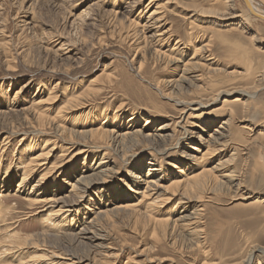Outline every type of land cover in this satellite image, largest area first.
I'll return each mask as SVG.
<instances>
[{"label": "rangeland", "instance_id": "rangeland-1", "mask_svg": "<svg viewBox=\"0 0 264 264\" xmlns=\"http://www.w3.org/2000/svg\"><path fill=\"white\" fill-rule=\"evenodd\" d=\"M148 1H142L127 15L124 13L125 3L117 10L118 13L112 14L111 7L107 5L100 8L98 0H0V205L2 209L5 205L10 207L8 214L5 210L1 211L6 222L0 224V238L14 233L37 244L29 243V249L22 248L17 253L8 252L6 255L1 253L3 247L0 246V264H18L20 260L21 264H55L66 261L64 259L72 255H79L77 258L81 259V264H264V254L258 250L264 249V203L255 202L256 198L264 197V173L258 165L264 147V90H258L252 99L245 97L243 101L234 103L239 97L238 89L246 86L243 84L248 80L246 77H237L230 81L225 75L233 71L242 72L249 67L250 64L246 66L240 59L243 54L247 55L248 60L253 59L252 65L258 64L259 56L264 51V26L250 23L248 29L251 32L246 33L236 27V21L224 20L220 14L225 10L226 0H152L138 21L135 17L139 10H145ZM233 5L235 10L242 11L241 0H234ZM154 10L160 16L163 14V28H170L171 40L164 45L162 52L166 51L167 46L174 47V43L179 41L175 50L177 53L173 52L176 62L178 58V62L190 60L194 46L199 48L206 45L205 56L208 54L214 60L209 67L219 68V72L211 75L205 67L201 69L199 66L187 65L191 75L201 73L206 76L202 77L201 82L204 83L201 84L204 85L201 90L188 89L182 83L172 90L167 85L171 79L181 76V70H173L165 56L157 59L152 55L151 44L149 47L148 43L144 44L142 37L153 32L145 34L136 23H144L150 11ZM193 12L197 14L189 16ZM236 46L240 52L234 50ZM179 49L182 54L178 52ZM199 62L205 65L210 63L206 60ZM195 69L201 72H194ZM27 83V88H22ZM17 91H21V94L14 99ZM196 96L204 100L201 102L206 104L205 107L188 120V113L184 112L183 122L179 124L181 106L176 102L199 100ZM33 100L38 104L32 105ZM36 107L45 110L43 121L37 120ZM59 110L63 117L60 115V119H55ZM252 112L253 115L250 114ZM229 114L235 119L228 131L232 148L207 157L202 165L211 169L217 166L219 160L222 163L232 155L234 161L226 170H235L242 183L236 191L227 189L224 193L210 194L204 198V209L200 212V226L204 232V244L201 247H194L191 242L188 244V240L185 243L181 239L183 234L179 232L175 234L178 243L174 246L169 245L167 233H163L165 236L162 232L152 235L143 214L145 206L138 203L139 198L133 201L137 211L113 212L110 217H103V221L97 218L98 234L103 235V240L95 243L102 242L96 247L89 240L79 239L82 235H77V230L62 229L58 231L60 233H55L57 235L54 232L52 235V230H47L53 220H47L49 212L44 210L46 205L40 203L30 206L25 200L32 186L43 175H47L42 180L47 181L50 191L53 190V184L62 189L61 195H67L69 188L64 181H69L70 175L78 177L87 167L94 166L103 152L106 153L103 162L110 164L112 172L106 178L108 183L102 192L96 191V199L93 197L94 190L91 192V198L98 201L95 202L97 205L92 203L93 206L100 207L99 203L107 200L114 203L109 191L113 194L125 191L126 195H131L130 189L135 190L138 186L133 184L128 175L134 172L145 176L148 163L161 165L162 175L165 178L167 176V179L177 172L172 166L186 173L197 172L201 164H190L185 155L194 152L188 147L202 148L184 131L200 132L190 125L202 117V123L207 128H202L203 132L200 133L207 136ZM115 115L119 116L117 120L122 119L121 129L140 127L147 118L153 121L152 129L172 120L174 124L169 130L171 137L166 143L170 149L160 155L145 148L139 138L136 141L141 144L126 141L123 145H109L77 132L88 130L90 126L96 128V125L113 128L111 125ZM133 117H136L137 125L136 122H129ZM186 120L187 124L183 125ZM56 123L62 127L56 130ZM242 123L256 128L252 132L242 130ZM46 140L51 144L49 149L54 147L49 157L40 167H34V172L31 171L33 173L23 183L22 190L15 193L29 158L41 153ZM84 145L90 147L92 153L78 155L76 159L70 160ZM244 148L246 151H243ZM134 164L140 171L132 167ZM218 167L215 174L224 182L221 174L227 173H219L225 168ZM162 184L164 187L168 185ZM81 218L80 215L78 219ZM4 225H9V228ZM251 251L252 256L249 255ZM51 254L60 255L61 258L52 259Z\"/></svg>", "mask_w": 264, "mask_h": 264}, {"label": "bare ground", "instance_id": "bare-ground-1", "mask_svg": "<svg viewBox=\"0 0 264 264\" xmlns=\"http://www.w3.org/2000/svg\"><path fill=\"white\" fill-rule=\"evenodd\" d=\"M142 1H144V0H127V2H125V1L122 2L121 0L120 1L119 0H117V1L116 0H98L97 3L100 5V8L107 6V5L110 6L112 9L111 11L113 12L112 14L118 13L117 10L119 8H121V5L123 3H125L126 4V6H125L126 10L124 11V13L128 15L134 9H136L135 7L139 6V4ZM233 1L234 0H226L225 6H224L225 10L222 11L221 14L219 13L221 16L224 17V20L236 21V27L240 28L242 31L244 30V32H246V33L251 32V30L248 29V24H250V23H253V24H259L260 23V24H263V26H264V0H241V2L243 4V9L241 12H238L237 10H235L234 5H233ZM151 2H152V0L148 1V3L145 6V10H143V11L139 10L138 11L135 19H138V21H139V19L143 16L142 13L146 12V8L149 6V4ZM155 9L157 10L158 6H156ZM156 10L150 11V13L147 16V19L144 23L141 24L139 22H136V21L135 22L138 25H140L141 31L145 32V34H148L147 32H153L149 36H143L142 37L144 40V44L148 43V47L151 44L150 47H151V51H152L151 53H153L152 55H155V58L157 57V59H161L163 56H165L167 58L166 60L168 61L167 63H169L173 66L172 67L173 70H175V71L177 69L179 71L181 70V76H179L178 79H171L170 81L167 82V85L169 84V87L172 90H173V88L175 89L176 87L181 86V83L183 85H185V87H188V89H189V87H191V89L193 88L195 90H201L203 87L202 85H204V84H201L203 82V81L201 82V80H202V77H204L203 76L204 74L202 75L201 73H198L197 75H191V72L189 71V68H188L190 66V64H192L193 66H196V67L199 66L201 69L203 67L207 68L206 71L209 72L208 74L211 73V75L217 74L219 72V68H210L211 62L213 63L214 60L212 58H209L208 54H207V56H205L207 48H206V45L204 43H203L204 45L203 46L201 45L199 48H196L195 46L192 48L193 55L190 58V60H188L186 62H184L183 60L182 61L179 60V62H178L179 58L177 59V62H176V60H174L173 55H175V54L173 52H175V50L178 48V47L176 48V46H177V44L179 45V41H176V43H174L175 44L174 47L167 46L166 51L162 52V49H164V45H167L169 40H171L170 39L171 34L169 32L170 28L165 30L166 27L163 28V24H161L164 21L162 19L163 14L161 16L158 15ZM158 12H160V9ZM82 14L84 15L83 12H82ZM196 14H197V12H193L192 15H189V16L192 17V16H195ZM120 15L122 17V14H120ZM79 16H80V14H79ZM114 18H117V17H114ZM123 18H124V15H123ZM124 20L126 21V19H124ZM120 22L118 21L119 24H121ZM133 22L130 21V23H133ZM123 23H124V21H123ZM190 24H192V21H190ZM122 25H124V24H122ZM118 27H119V25H118ZM125 27L127 28V24L125 25ZM122 28H120V29H122ZM123 30H124V28H123ZM191 39H192V37H191ZM188 42H189L188 44H190V40ZM246 46H245V48H246ZM234 50L238 52L239 47L236 46ZM178 52H180L181 54L183 53V52H181V49H179ZM151 53H149V54H151ZM175 53H177V52H175ZM201 54H202V56H201ZM196 56H198L199 58H197ZM246 56L247 55L243 54L240 57V59L243 60V62L245 63L246 66L248 64H250V65H248L249 67L245 66L246 68L243 69L242 72H240V71L234 72L233 71V72H229V73L225 74V75H227V77H229L231 79L230 81H232V80L234 81L237 77H240V78L246 77V79L248 80L247 83L243 84L246 86H243V88H241V90L238 89L239 91L237 93H238L239 97L237 99L234 98L235 99L233 101L234 103L235 102L238 103V102L243 101V98H245V97L252 99V98H254V95L258 90H260V91L264 90V51L259 56L260 58L257 61V63H258L257 65H252L253 59L248 60V57L246 58ZM165 57H163V58H165ZM249 57H251V56H249ZM201 60L202 61L206 60V62H210V63L208 65H205L203 62H201L204 64L203 65L199 62ZM143 61H145V60L143 59ZM155 61H156V59H155ZM254 61L256 62V60H254ZM179 63L181 65H178ZM188 64H189V66H187ZM254 64H256V63H254ZM213 66H214V64H213ZM253 66L254 67L256 66V67L254 68ZM190 67H192V66H190ZM199 71L200 70L195 69L194 72H199ZM176 73H178V72H176ZM203 73H205V71ZM28 84L29 83L24 84V85L22 84L23 85L22 88H27ZM244 87H245V89H244ZM178 89L180 90V88H178ZM204 90H205V88H204ZM192 92H194V91H192ZM223 92H225V91H223ZM51 93H52V91H51ZM20 94H21V91H17L14 95V99H17V97ZM53 96H56V95H53ZM81 96H83V95H81ZM196 97L199 98V96H196ZM71 98H69L68 100H71ZM75 98H77V96ZM55 99H56V97H55ZM49 100L50 99H48V102H50ZM201 101H204V100H202L200 97L199 100L196 99V100H192V101H181V102L177 101L176 102L177 105L181 106V110H180L181 113L178 117L179 124H182V122H183L184 112L188 113V117H187V120H188V118L189 117L191 118V116H193L195 114V112H200L201 110H203V107H205L206 104L201 102ZM45 102H46V100L43 101L42 103H45ZM18 103L19 102H17V104ZM34 104L36 105L38 103H36L33 100L32 105H34ZM49 104H51V103H49ZM243 104H244V102H243ZM65 105H64V108L67 107V105L66 106ZM248 105H246V106H248ZM68 106H70V104ZM80 108H81V105H80ZM244 108H245V106H244ZM36 109H37L36 110L37 111L36 112L37 113V120L43 121V118H44L43 116H46V114H44L45 110H42V108H40V107H38V108L36 107ZM60 113H61V111L59 110L56 113V115L54 116V118L57 119L61 115ZM250 114L253 115V112ZM25 117H26V115H25ZM118 118H119V116H117V115H115L113 117V125H111V127H113V128H110V129L109 128H103L102 125L101 126L96 125V128H93L90 126L88 128V130H82V131H77V132L82 136L88 135V137H90L91 139L96 140L98 142H102V143H106V144L109 143V145H119V144L123 145V143L126 141H128L130 143L132 141H134L137 143L139 141H136V140H138V138H139L140 142L144 143L145 148H147V149L150 148L151 150H154L157 154H160V155H164L170 149L166 146V143L168 142L169 138L171 137L169 130H170L171 125L174 124V122L172 120L163 122L160 125H158L156 128L152 129L153 128V121H150V119L147 118V119H144V125H142L140 127L135 126L132 128V127L126 126L127 127L126 129H121L122 127H121L120 123H121L122 119L117 120ZM58 119H60V118H58ZM135 119H136V117H133V118L129 119V120H131L129 122H133L132 124H135L134 122H136V120H137V119L136 120ZM233 119H234L233 115L229 114V116L226 119H223L222 121H220V123L218 125H216V127L214 129H212V131H210L207 134V136L200 133L202 131V128H205V126H206L205 124L202 123V121H203L202 117L200 118V120L196 119V121H194L190 125L192 128H197V130L200 132H193V130L184 131V129L181 128L187 135H189L196 142H198L199 144L198 143L197 144L202 148L201 150H199L198 148L194 149V148L188 147V150H190V151L194 150V152L192 151L191 153H187L185 155V158H187L186 161H188L190 164L191 163L201 164V166L199 167L200 170L197 172L194 171L192 173H186L185 171L178 169L177 166H172V168L177 169V172L174 173L173 175H171V178L167 179L168 178L167 176L165 178V175H162L163 171H161V165L155 164V163L154 164L148 163L147 164L148 169H147L145 176H143V175L139 176V173H134V172H130V174L128 175V178L133 182V184L138 186V188L135 190L130 189V192L132 193L131 195H126L125 191H121L118 194H117V192H115L113 194L112 192L109 191V193H108L110 195L109 197L112 198V201H114V203L111 204V201L109 202L108 200L107 201L105 200L106 202H100L99 203L100 207L93 206L95 204L96 205L98 204V203H95L98 201L93 200V197H95V199L97 197L96 191L98 190L99 193L102 192V189H104L105 185L108 183L106 178H108L110 173L112 172L111 171L112 168H109L110 164H108L107 162H103L104 156L106 155V153L103 152L101 158L99 159V161L94 166H92V167L86 166L87 167L86 170L81 172L78 177H72L70 175L68 178H70V180L72 179L71 182H70V180L64 181V184L67 186V188H69V191H66V192H68L67 195H61L62 193H60V192L62 191V189L59 186L53 185V184H52L53 190L50 191L49 188L47 187L48 186L47 181L43 182V180H42V179L46 178L47 175H43L42 179L39 180L37 183H35V185L32 186V188L30 189V192L27 195V199H25V200L28 201V204L30 206L36 205V204L38 205L40 203L46 205L44 210H47L49 212V214H47V216L49 215L47 220H49V221L53 220L51 222V225L49 224L50 226L47 228V230H49V231L52 230L51 231L52 235H53V232H54V235H57L55 233H60L58 231H60L62 229H65V231H74V230L76 231L77 230V232H78L77 235L78 234H79V236L82 235L81 237H79V239H81L83 241L89 240L91 243H94L93 247H96L97 245H100L102 242L100 244H95V243H99V241L103 240V235L98 234V231H100V230H98V228H97L98 224H96V222H95L97 220V218H100L102 220L103 217L104 218L110 217V215H112L111 213H113V212L114 213L119 212V211H122V212L128 211L129 212V210H131L130 212L132 213V210L137 211L136 210L137 208L135 209L136 203L134 204L133 201H134V199L137 200L139 198L140 200L138 201V203L145 206V210H144L143 214H145V218H146L145 220H147V223L149 224V227L151 228L152 235L156 234V232H158V233L162 232V234L167 233V239H169L168 243H170L169 245L174 246L175 244L178 243V242L176 243V241H178V240L176 239L175 234L177 232H179V233L183 234L181 239L183 241L185 240V243L188 240L187 241L188 244H189V242H191L194 245V247H197V246L201 247L204 244V237H202L204 232H203V228L200 226V221H201L200 212L204 209V208H202L203 207L202 202H203V200H205L204 198H206V197L208 198V196H206V195H210V194L218 195L219 193H224V191L227 189H234V191H236L241 186V183H242L240 180L239 174L235 170H233V169L232 170L230 169L231 171L229 169L226 170V168H230L229 167V166H231L230 164H232V162L234 161V156H232V155L222 163L219 160L217 163V166H215L214 168L212 167L211 169H209L207 166L202 165L207 157L213 156L215 153L227 152L228 149L232 148L231 147V139H230L228 131L230 130V126L232 124ZM187 120L183 123V125H185V123L187 124V122H188ZM52 121H54V120H52ZM117 121H119V124ZM28 122H29V120H28ZM137 123L138 122H136L135 125H137ZM40 124L41 123H39L38 125L40 126ZM60 127H62L61 124H57V127L55 129L57 130ZM206 128H207V126H206ZM254 128H256V127H254L250 124H243V123H242V126L240 127V129L247 130L248 132L254 131L253 130ZM42 129H43V127H42ZM57 132L59 133V130ZM69 135H71V134H69ZM69 137H71V136H69ZM75 137H76V135H75ZM72 139H73V137H72ZM46 141H44V145L41 148V153L34 156V157L29 158L28 163L24 167V171H23V174L21 176L22 178L19 181V184L17 183L18 185L16 186L15 193L22 190V188L24 186L23 183L25 182L26 178L34 172L33 171V170H35L34 167H36V166L40 167L41 163L49 157L51 150H53L54 147L52 146V148L49 149V146L51 144L48 143V141L46 143ZM140 142L138 144H141ZM109 145H106V147ZM146 145H150L151 147H147ZM102 146L104 147V145H102ZM72 147H73V144H71V148ZM262 148L263 149H261L262 152H261V155L259 157L258 165H259L261 172L264 173V147H262ZM123 149H124V147H123ZM89 150H90V147H87V145L86 146L84 145V146H82V148L78 149L77 152L74 153L69 159L74 160V158L76 159V156H78V155H84L85 154V156H86V154H91L92 151H89ZM203 150H205V151L203 152ZM232 150L235 151V148L233 147ZM27 151H28V149H27ZM243 151H246L245 148L243 149ZM124 152H125V150H124ZM197 155H200V157H198ZM218 166L222 167L223 169L225 168L223 170V172H219V173H225V172L227 173L224 175L221 174V177H222V179H224V182L219 178V176L217 174H215L219 170ZM132 167L137 168L135 164L132 165ZM136 170L140 171L139 168H137ZM31 171H33V172H31ZM9 181L10 180L8 179V182ZM162 183H168V185L164 187ZM123 185H126V183L123 182ZM93 190L95 193L93 192L94 195L91 198L90 194ZM47 194H49V195H47ZM101 196L103 197V195H101ZM101 196H100V198H101ZM116 196H118L120 198H117ZM121 196H123V197L121 198ZM171 197H173V198H171ZM255 202H258V204L264 203V197L256 198ZM92 203H94V204L92 205ZM169 203H171V204L168 206ZM28 204H27V206H29ZM2 210H5L6 213L8 214L10 212V207L5 205V207L2 209V205H0V221H1L0 224H2V222H3V224L6 222L5 217H3L1 215ZM84 210H86L87 212H85ZM138 211H140V210H138ZM77 215H78V217H76ZM80 215L82 218L78 219ZM133 215H135V213ZM47 216H45V218ZM44 221H45V219H44ZM44 221H42V222H44ZM107 221H109V220H107ZM82 222H84V223H82ZM47 224H48V222H47ZM141 224H143V223H141ZM4 226L9 228V225L8 226L4 225ZM87 226H89V227L87 228ZM11 232L12 231H10V233ZM11 234H9V235L5 234L3 237H1L3 242L0 243V246L3 247V251L1 252L3 255H6V253H8V252H16L17 253L19 251V249H22V248L29 249V243L31 245L37 246L36 242H29V238H25V237L21 238L18 236V234H14V233L12 235ZM47 235H49V234H47ZM179 236H181V234ZM1 238H0V240H1ZM258 250L262 254H264V249L259 248ZM253 251H251V253H249L250 256H252ZM255 251H257V250H255ZM59 256L60 255L56 256L54 254H51L52 259L61 258V256L60 257ZM77 256H79V255H77ZM77 256L72 255V256H70V258L64 259L66 261L61 262V263H59V262L55 263L54 261H52V262L55 264H58V263L59 264H81L82 261H80L81 259L79 257L77 258ZM18 264H21V260L18 261Z\"/></svg>", "mask_w": 264, "mask_h": 264}]
</instances>
